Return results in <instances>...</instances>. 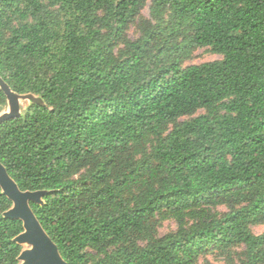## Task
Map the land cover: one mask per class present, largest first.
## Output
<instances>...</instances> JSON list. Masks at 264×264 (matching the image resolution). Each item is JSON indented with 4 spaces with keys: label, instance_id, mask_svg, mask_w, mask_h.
<instances>
[{
    "label": "trees",
    "instance_id": "16d2710c",
    "mask_svg": "<svg viewBox=\"0 0 264 264\" xmlns=\"http://www.w3.org/2000/svg\"><path fill=\"white\" fill-rule=\"evenodd\" d=\"M146 3L0 0V76L41 100L0 125V161L45 192L30 205L67 264H196L212 246L264 264V0H153L131 40ZM200 47L223 58L182 68ZM203 205L229 211L136 245L157 213ZM12 207L0 187V264H21Z\"/></svg>",
    "mask_w": 264,
    "mask_h": 264
},
{
    "label": "rangeland",
    "instance_id": "374dc122",
    "mask_svg": "<svg viewBox=\"0 0 264 264\" xmlns=\"http://www.w3.org/2000/svg\"><path fill=\"white\" fill-rule=\"evenodd\" d=\"M152 2L153 0H147V3L142 10L140 17L134 24L129 27L127 34L131 40H136L143 34L142 28L146 21H149L153 24L158 22V20H155L151 14ZM168 14L169 13H166L163 16V20L165 21L164 24L168 22ZM180 40L181 38L178 41ZM222 58V55L214 53L210 47H200L190 51L187 56H185L181 60V66L182 68H185L190 65L221 60ZM30 105L31 102L29 100L21 99L22 114L27 111ZM10 109V102L7 101V104L5 105V112H9ZM204 113H206L205 110H200L194 115L182 117L180 121L187 120ZM173 127L174 124H170L169 129L171 130ZM151 147L152 144L148 147L146 156H138L137 158L140 159L149 156L151 153ZM86 172L87 170L81 171L82 174H86ZM132 191L134 192V194H138L139 187H134ZM228 211L229 208L227 206L209 205H203L200 208H194L192 210L184 211L180 214L162 211L160 213H157L152 220L150 233L147 234L144 239L137 240L136 245L144 246L149 239L161 238L165 236L172 237L184 232H190L191 230H194L198 225L209 221L212 216H220ZM251 231L257 235L264 233V224L261 223L251 225ZM23 248L27 249V247ZM243 252V247L229 248L224 250L219 247L212 246L198 257L196 264H231V262L240 264V261L244 256ZM20 263L23 264V262Z\"/></svg>",
    "mask_w": 264,
    "mask_h": 264
},
{
    "label": "water",
    "instance_id": "95a60500",
    "mask_svg": "<svg viewBox=\"0 0 264 264\" xmlns=\"http://www.w3.org/2000/svg\"><path fill=\"white\" fill-rule=\"evenodd\" d=\"M0 87L11 105L9 112H5V107H0V125L23 115L21 99L29 100L31 104L41 101L33 94H17L1 76ZM0 187L13 203V207L4 216L23 222L24 231L15 239V242L22 247L28 246V248H23L19 261L23 264H67L62 258L58 246L47 234L30 205L31 203L42 205L45 192L21 191L1 161Z\"/></svg>",
    "mask_w": 264,
    "mask_h": 264
},
{
    "label": "bare ground",
    "instance_id": "6f19581e",
    "mask_svg": "<svg viewBox=\"0 0 264 264\" xmlns=\"http://www.w3.org/2000/svg\"><path fill=\"white\" fill-rule=\"evenodd\" d=\"M23 100H26V99H23ZM24 247H27L28 248V246H24Z\"/></svg>",
    "mask_w": 264,
    "mask_h": 264
}]
</instances>
